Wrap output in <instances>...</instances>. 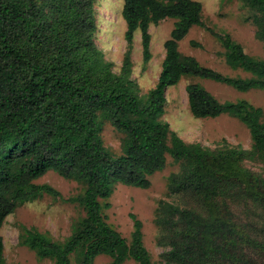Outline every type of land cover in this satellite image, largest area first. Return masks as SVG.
Returning a JSON list of instances; mask_svg holds the SVG:
<instances>
[{"label": "trees", "instance_id": "trees-1", "mask_svg": "<svg viewBox=\"0 0 264 264\" xmlns=\"http://www.w3.org/2000/svg\"><path fill=\"white\" fill-rule=\"evenodd\" d=\"M245 1L255 10L252 20L264 39V0ZM95 2L0 0V226L17 205L43 194L60 195L51 185L34 182L53 170L84 185L82 194L67 198L83 208L84 216L63 242L23 227L22 243L38 258L71 264L75 255V264H94L97 255L105 254L111 258L109 264H125L128 258L138 264H169L150 259L142 242V222L135 214H129L133 230L127 240L106 220L102 209L110 203L101 202L111 195L115 182L147 188V176L164 166L168 153L180 163V170L168 176V191L189 192L208 209L203 216L191 209L163 206L162 237L170 246V259L208 264L211 255H217L237 264H258L254 259L242 260L239 251L247 246L264 258V234L251 236L218 206L219 200L239 194L264 210V176L240 164L264 149V110L246 99L220 102L196 82L185 86L194 116L223 112L236 116L249 129L251 150L239 146L208 150L186 143L169 131L161 115L166 87L183 75L224 82L240 91L264 88V59L248 55L229 35L207 27L197 0H122L127 49L116 73L95 42ZM167 17L175 20L163 43L161 70L155 86L141 99L129 76L133 34L140 30L142 60L147 62L148 26ZM193 25L221 42L230 66L252 76L229 77L181 54L177 43ZM103 121L124 134L121 154L112 155L104 147ZM0 264H20L4 260L1 237Z\"/></svg>", "mask_w": 264, "mask_h": 264}, {"label": "rangeland", "instance_id": "rangeland-1", "mask_svg": "<svg viewBox=\"0 0 264 264\" xmlns=\"http://www.w3.org/2000/svg\"><path fill=\"white\" fill-rule=\"evenodd\" d=\"M201 3V18L207 27L214 32L227 34L238 42L243 50L256 59H264V39L257 33L252 20V10L245 0H197ZM122 0H96L95 2V42L104 54L105 59L113 63L112 69L118 73L123 54L127 49L124 38L125 21L121 15ZM174 18H164L158 23H150L149 50L151 56L147 62L142 60L140 30L136 29L131 44L130 78L139 98H145L149 89L156 84L165 55L164 41L169 38ZM193 40L200 45H192ZM177 48L181 54L191 55L206 67L221 72L229 77H251L252 74L238 67L230 66L225 60V48L221 42L203 27L193 25L186 35L178 41ZM196 82L207 89L220 102L246 99L254 106L264 110V88H252L240 91L224 82L192 75H183L179 80L165 89L164 113L161 118L186 143H198L208 150L239 146L251 150V137L248 127L236 116L223 112L215 117L194 116L188 107L186 84ZM104 147L112 155L122 153L124 134L116 130L109 121H103L100 132ZM240 164L254 174L264 176V149L253 152L243 158ZM180 170V163L165 153L164 166L147 176L149 186L139 188L121 182L113 184L111 195L101 200L109 202L108 208L102 211L107 222L127 240L133 230L130 213L135 214L142 222V242L150 259L169 264H201L194 261L177 262L170 259V246L162 237V219L166 216L163 206L170 204L183 209H191L200 215L207 214V207L189 192L170 193L168 176ZM35 183H46L57 189L59 196L43 194L33 200L17 205L0 226V237L3 242V257L6 262L20 264H52L49 257L38 258L35 251L22 243L23 227H33L56 242L65 241L71 234L75 222L84 216L83 208L67 198L82 194L84 185L74 179H67L53 170L34 180ZM244 195L231 194L219 200L218 206L225 217L237 226L251 232L253 237H263L264 210L251 204ZM176 218V217H175ZM175 219L173 218L174 224ZM177 225L181 224L177 222ZM242 260H256L264 264V258L244 246L239 251ZM228 256L211 255L208 264H237ZM111 258L100 254L94 264H109ZM245 262V261H244ZM246 263V262H245ZM243 263V264H245ZM71 264H75V255H71ZM125 264H138L131 258ZM239 264V263H238Z\"/></svg>", "mask_w": 264, "mask_h": 264}]
</instances>
